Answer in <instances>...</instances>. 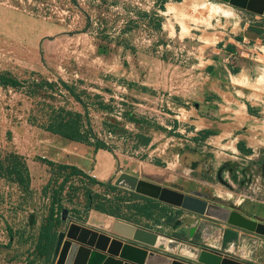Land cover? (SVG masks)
I'll list each match as a JSON object with an SVG mask.
<instances>
[{
	"label": "rangeland",
	"instance_id": "rangeland-1",
	"mask_svg": "<svg viewBox=\"0 0 264 264\" xmlns=\"http://www.w3.org/2000/svg\"><path fill=\"white\" fill-rule=\"evenodd\" d=\"M240 10L215 0H0V73L17 81L0 85V155H21L30 178L22 190L0 177V264L40 263L33 251L37 228L67 170L38 157L99 169L97 178L111 184L119 172L131 171L146 180L162 176L187 193L223 194L213 173L208 181L198 176L200 166L194 172L188 167L195 157H207L213 170L216 162L208 135L200 138L189 122L209 117L221 103L213 90L227 91L229 70L247 63L228 38L264 42L263 19ZM58 80L73 87L80 103ZM60 117L77 118L82 135L105 149L96 152L44 130ZM99 161L113 167L111 177ZM86 189L112 203L127 195L73 176L59 195L66 222H84L89 214L92 221ZM127 203L117 204L127 212ZM245 205L264 217L263 205ZM241 247L236 241L234 251Z\"/></svg>",
	"mask_w": 264,
	"mask_h": 264
},
{
	"label": "crops",
	"instance_id": "crops-1",
	"mask_svg": "<svg viewBox=\"0 0 264 264\" xmlns=\"http://www.w3.org/2000/svg\"><path fill=\"white\" fill-rule=\"evenodd\" d=\"M240 11H243V16L248 19L253 15L244 10ZM253 17L263 19L259 15H253ZM248 19L246 20L248 21ZM255 40L253 43L245 45L239 43V41H234L232 38H228V43L234 46L235 51L238 52V56L247 60V63L243 62L242 67L238 68L236 73L227 75L226 86H224L227 91L219 88L213 90V93L220 98L221 103H216V108L210 112L209 117L206 115H196V118L189 123L193 125V130L195 131L203 129L214 131L213 134H208V140L206 139L205 142L209 141L214 146L215 149L212 155L216 161L214 163V170H218L223 166L220 174L227 181L226 183H228V185L223 186L217 182L220 188L217 187L216 189L219 192H223V194L220 196V194L216 193L214 196L231 202L232 207L239 205L244 214L253 216L263 222V214L251 212L246 207L245 202L264 206V174L252 171L249 181H246L247 179L239 181L242 179L239 173L240 169L243 168L247 171V168H249L250 172L251 169H254L255 165L258 167L260 163L264 164V42L258 38ZM205 107L199 106V109ZM237 146H240L242 149H249L250 153H240ZM102 153L104 152L102 151ZM98 163L100 167L106 169V178L114 174L111 165L107 164L104 166L102 161ZM72 164L76 165L75 163ZM233 169L237 171V174L234 175L235 181H232L233 179L227 180ZM82 170L96 179H98V174H100L99 169L97 171L96 169L87 167ZM126 173L139 174L138 172L131 171ZM89 212L94 213L92 221L89 220V214L84 222L78 224L91 227L100 232H108L110 224L115 220V217L109 216L110 219L107 218L109 219V223L106 226L104 221L107 220L105 217H108V215L92 209ZM181 215L183 218L180 219L179 225H176L173 229L169 228L170 223H165L163 218L155 223L151 222V220H145L147 225L145 223L139 225L120 218L118 219L120 222L126 221L133 225L143 226L172 236H178L175 231H182L185 233L186 239L196 246H204L217 250L228 256L237 257L247 263L264 264V237L234 228L237 233L235 241H229L225 247H222L221 237L227 225L219 222H209L185 211ZM178 217L180 218V215ZM200 225L201 228L199 227ZM189 228H192V231L187 236ZM183 239H185V236ZM236 241L238 244L242 243L241 253L234 251Z\"/></svg>",
	"mask_w": 264,
	"mask_h": 264
},
{
	"label": "water",
	"instance_id": "water-1",
	"mask_svg": "<svg viewBox=\"0 0 264 264\" xmlns=\"http://www.w3.org/2000/svg\"><path fill=\"white\" fill-rule=\"evenodd\" d=\"M215 1L264 18V0ZM196 163L194 160L188 166L192 172L197 171ZM222 167L217 170L213 181L225 185L220 175ZM143 177L141 173L120 172L112 184L169 205L174 210L264 237V222L244 214L239 205L232 207L229 201L220 202L215 193L213 197L198 191L187 193L183 186L163 183L162 176L150 178L152 181ZM208 179L212 181L211 176ZM114 219L108 232H100L70 220L66 222L65 209H62L61 221L66 223L62 230L57 231L49 264H251L217 250L196 246L186 239L182 231H175L178 236H172ZM179 223L176 218L171 227ZM191 231L189 228L187 236Z\"/></svg>",
	"mask_w": 264,
	"mask_h": 264
},
{
	"label": "trees",
	"instance_id": "trees-1",
	"mask_svg": "<svg viewBox=\"0 0 264 264\" xmlns=\"http://www.w3.org/2000/svg\"><path fill=\"white\" fill-rule=\"evenodd\" d=\"M264 22V18L262 23ZM264 36V35H263ZM236 40L240 39V36L235 38ZM231 45V44H230ZM233 47V45L229 46ZM235 50V49H234ZM237 68H231L229 70L231 73H236ZM60 86L70 95L73 99L80 103L79 97L73 90L71 85L66 84V82L62 80H58ZM0 85L7 86H16V79L12 78L10 75H7L6 72L0 73ZM248 110V107H247ZM79 118V114L76 113ZM77 118L71 117H60L56 119L55 122L48 124L44 130L50 132L51 134L57 135L61 138H64L68 141L84 143L86 145L92 146V150L96 149H105L102 141L94 138V142H92L88 137H84L79 130ZM160 129H162L160 127ZM200 138L206 137L208 134H213V130L203 129L199 132ZM93 136H91L92 138ZM237 149L240 153L249 154V149H242L240 146H237ZM38 161L44 163L48 166H56L57 170L66 169L67 171L61 175L60 181L57 183L56 188L53 190L52 199L49 204V210L44 220L39 224L37 228L36 241L33 247L34 255L36 258L40 259V263L38 264H47L49 262L53 245L55 242L57 227L62 224L61 221V204L59 203V195L64 188V185L68 182V180L73 176H79L81 179H85V181L103 186L105 189L109 191H114L120 189L119 187L108 183L107 181H100L83 170L79 169L77 166L73 164H64L57 163L55 164L51 160L45 157H38ZM0 177L5 179L6 181L13 182L22 190H26L29 186V173L27 166L23 160V157L15 152H9L3 156L0 155ZM124 192H126V196H117L115 197V203H112L111 200H107L105 196H102L97 193H91L89 189L85 190L86 195V208L98 211L105 215L120 218L132 223L140 224V222L145 223V220H151V222H158L159 219L163 218V221L167 224H171L173 219V214L179 213V210L172 209L171 206L163 204L157 200L139 195L132 191L125 190L121 188ZM93 200V203L91 201ZM118 202H128L127 212L121 210L120 206L117 204ZM91 203V204H90ZM66 211V209H65ZM87 214V213H86ZM147 225V224H146ZM145 225V226H146ZM8 233V241H11L13 238V233L11 232V228H7ZM237 236L236 229L234 227L226 226L223 230L221 237V246L225 247L229 241H235ZM8 245V244H7ZM34 259V258H33Z\"/></svg>",
	"mask_w": 264,
	"mask_h": 264
},
{
	"label": "flooded vegetation",
	"instance_id": "flooded-vegetation-1",
	"mask_svg": "<svg viewBox=\"0 0 264 264\" xmlns=\"http://www.w3.org/2000/svg\"><path fill=\"white\" fill-rule=\"evenodd\" d=\"M195 161H197L198 163H196V168H197V166H200L201 167V170L200 171H197V173H198V176L199 175H202L204 178H206L207 176V179L206 180H208L209 181V177H210V175L212 176V173H213V175H214V180H215V178H216V173H217V169L216 170H213L209 165H208V160H207V157L206 158H201V157H195V159H194ZM194 160H191V161H189V164H191V162L192 161H194ZM249 168H247V171L246 170H244L243 168L242 169H240L239 170V173H240V175L242 176H240L242 179H240L239 181H242V180H246V181H249V176L251 177L252 176V171H254L255 173L256 172H259V173H261V174H264V164L263 163H260L259 165H258V167L255 165L254 166V169H251L250 170V172H249V170H248ZM221 173V172H220ZM247 173V174H246ZM237 174V171H236V169H233L232 171H231V174L228 176V178H227V180H232V181H235V176L234 175H236ZM221 175V174H220ZM222 176V175H221ZM263 176V175H262ZM225 182H227L226 180H225ZM225 185H228V183H225ZM225 185H223V186H225ZM175 214H177L176 212L173 214V219H172V221H171V223L178 217L177 215H175Z\"/></svg>",
	"mask_w": 264,
	"mask_h": 264
},
{
	"label": "built area",
	"instance_id": "built-area-1",
	"mask_svg": "<svg viewBox=\"0 0 264 264\" xmlns=\"http://www.w3.org/2000/svg\"><path fill=\"white\" fill-rule=\"evenodd\" d=\"M262 29L264 30V23H263V25H262Z\"/></svg>",
	"mask_w": 264,
	"mask_h": 264
},
{
	"label": "clouds",
	"instance_id": "clouds-1",
	"mask_svg": "<svg viewBox=\"0 0 264 264\" xmlns=\"http://www.w3.org/2000/svg\"><path fill=\"white\" fill-rule=\"evenodd\" d=\"M253 15H255V14H253ZM180 211V210H179ZM173 223V222H172Z\"/></svg>",
	"mask_w": 264,
	"mask_h": 264
}]
</instances>
